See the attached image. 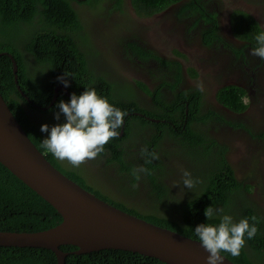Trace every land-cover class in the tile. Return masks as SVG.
Returning a JSON list of instances; mask_svg holds the SVG:
<instances>
[{
	"label": "trees",
	"instance_id": "16d2710c",
	"mask_svg": "<svg viewBox=\"0 0 264 264\" xmlns=\"http://www.w3.org/2000/svg\"><path fill=\"white\" fill-rule=\"evenodd\" d=\"M72 1L0 0V53L8 52L14 55L18 62L19 69L17 74L20 85V89H18L11 58L8 54H2L0 56L1 93L13 114L27 131L28 136L41 151L45 149L42 146L43 139L40 131L42 118L31 119L29 115L35 111H30L28 108L38 112H45L44 115L58 111L55 106L45 111L43 110L49 105L54 96L55 85L57 86L61 82L58 77L64 73L69 75L70 86L68 88L71 90V95L73 93L82 94L86 88H95L100 96L105 97L110 104L126 112V115L127 111L131 110L144 111L134 100L124 101L113 94L114 84L107 81L103 76L98 75L96 77L88 68L86 56L79 49L78 43L72 36L74 32L82 28L81 19L75 7H73ZM81 1L91 4L97 0ZM117 1L120 5L121 0ZM174 1L177 0H133L135 9L144 15H151L160 11ZM202 8H204L202 0H192L184 6L183 10H192L191 14L201 10L203 15L206 11ZM214 16L215 13H212L210 21L212 26L205 31V39L208 43L221 39L217 32L216 16ZM232 18H234L232 26L236 35L251 42L252 46H257L255 37L259 33L264 32L258 21L251 14L242 10L234 11ZM134 47L143 54L142 57L144 59L152 56L158 58L164 64H172V62L162 60L157 55L146 51L138 45ZM27 51L35 57L33 64L29 62L32 56L25 55ZM39 68H45L42 72H46V76L45 74L41 76L39 73L33 79V71ZM89 79H95L96 81L90 83L88 82ZM161 79H163L162 86L167 85L172 89L178 86L177 83L169 84L168 81L164 80L163 76ZM139 84L147 93L154 95L157 107L163 110L161 113H155L154 111L147 113L166 119V122L162 120L150 122L133 116L141 119L142 123L149 124L156 129L157 134L154 136L152 144L150 143L148 147L149 153L153 151L157 153L156 146L167 135L171 138H179L178 147H183V152L187 154L191 153L199 143L208 141L190 127V122L193 120L203 119V116H198L201 100V96L198 95H200V92L188 93L182 91L176 99L179 104H174L175 100L173 102L167 101L160 96L161 91L159 89L162 87L159 86L157 91L153 92L146 83L139 81ZM244 97V88L235 85L222 87L218 91L219 100L238 112L243 111L247 106ZM61 98L70 100L71 96L62 94L59 101ZM187 102L189 103V118L186 128H183L181 122L186 118ZM177 112L179 113L177 114ZM213 114L216 115L213 111L205 114V120L211 118ZM128 119L131 120L133 118L128 117ZM172 123L175 124L173 126L178 127V130L171 126ZM128 135L110 140L105 146V151L100 154H105L109 151V162H117L123 171L128 170L131 172L133 175L129 182L136 185L137 179L142 175L144 177L145 174L141 175V172L137 171L133 163H129V165L123 160L121 143ZM213 142L216 141L214 140ZM206 153H210L208 148ZM218 156L221 159L212 161L211 168L206 173L207 180L204 187L198 193L185 197H173V187L156 178L158 174L156 171L164 169L160 157L159 159H152L151 156H146V176L149 178L148 182L151 187L146 196L157 203L151 206V203H147L143 198L142 202L149 208L144 209L142 212L137 207H126L122 201L113 199L110 195H105L99 189L86 183L82 171L74 168L67 161L59 163L51 153L47 155V158L56 167L64 169L66 175L70 178L100 195L102 199L106 201L111 199L117 203L112 204L132 214L192 238L198 239L194 231L197 225L201 223L219 224V215L208 221L205 209L209 206L217 210L223 209L220 215H231L235 222L248 218L249 223L255 224L258 228L256 236L248 239L247 235H245L246 245L241 249L239 256L233 257L229 253H222L237 264H264V220L247 202V198L242 201L241 210H237L234 204L231 211V203L234 202L232 195L235 191H242L243 182L236 178L233 168L224 158L223 150ZM60 164L64 166L62 167ZM107 185L111 186V182L107 183ZM246 188L248 189V186ZM123 190H131L135 193L136 186L127 187L125 185ZM165 203L170 205L169 209H165L168 207ZM253 217L255 218L254 220ZM62 220V215L52 204L0 162V230L40 231L54 227ZM61 248L69 252L65 264H169L155 257L123 249L110 248L77 254L74 252L78 249L77 246L65 245L61 246ZM0 264H58V261L55 252L49 248L0 246Z\"/></svg>",
	"mask_w": 264,
	"mask_h": 264
},
{
	"label": "flooded vegetation",
	"instance_id": "af4514ba",
	"mask_svg": "<svg viewBox=\"0 0 264 264\" xmlns=\"http://www.w3.org/2000/svg\"><path fill=\"white\" fill-rule=\"evenodd\" d=\"M190 1L192 0H177L160 11L151 15H144L135 9L133 0H121L120 5L117 0H97L91 4L81 0H73L72 5L81 19L82 28L74 32L72 36L78 43L79 49L85 54L87 66L91 72L96 77L98 75L103 76L107 81L113 83L114 90L112 93L117 97L124 101L134 100L140 108L144 109V111H127L124 124L118 130L120 131L119 137L129 134L121 143L123 160L127 164L133 163L137 171L140 167L145 168L147 159L145 155L141 154V149L145 147L148 149L157 134L153 126L144 124L141 119L133 116L150 122L161 120L166 122L164 118L147 113L149 111L161 113L163 110L157 107L154 95L147 93L139 81L146 83L153 92L157 91L159 86L162 87L159 89L161 91L160 96L167 101L173 102L175 100L174 104H179L176 99L182 91L200 92L198 95L201 96L198 116H203V119L193 120L190 122V127L208 141L199 143L187 155L186 152H183V147H178L179 138H171L168 135L163 137L156 146V151L164 169L156 171L158 173L156 178L173 187V197L190 196L198 193L205 185L206 173L211 168L212 161L220 160L218 154L223 150L224 158L233 168L236 178L243 182L242 191H235L232 195L234 202L231 203V211L234 204L237 210H241L242 201L247 198V202L264 220L262 196L258 197L256 191L255 194L249 193L246 188L249 179L254 178L255 180L253 171L246 165L235 163L230 159V145L233 144L235 138H238V132H240L239 135L242 136L244 142L250 137L252 140L254 138L264 139V60L251 55V49L254 46L248 40L237 36L232 26L233 12L242 10L251 14L264 30V0H202L204 3L202 9L206 11L203 15L201 10L195 11L193 14H191L192 10H183ZM232 3L236 7L230 10ZM212 13H215L216 24L218 25L217 32L221 39L208 43L205 39V31L212 26L210 22ZM142 17H158L157 24H170L171 30L166 34L167 38L176 45L174 52L170 51L168 54L158 47L156 40L150 34L148 24L145 20L143 21ZM135 45L152 52L162 60L172 62V64H164L152 56L144 59L143 54L134 47ZM25 55L32 56L28 59L33 64L34 55L28 51ZM206 68L208 71L210 69L212 73L211 80L215 85L213 92L205 89ZM43 70L45 68L33 71L32 78L35 79L39 73L44 76L46 72H42ZM162 76L169 84L177 83L178 86L174 89L167 85L162 86ZM92 81L96 80H88L90 83ZM198 83L203 84L205 89L203 92L197 90L196 85ZM229 85L244 88L247 106L243 111L232 110L219 100L218 91ZM60 86H63L65 90ZM57 87L60 89L54 100ZM62 94L71 96V90L60 82L54 88V96L51 100V102L54 100V104L51 107L48 105L47 109L56 107ZM256 99L262 100V106L259 108L254 104ZM60 100L70 101L67 98ZM186 106V118L181 120L183 128H186L189 118L188 102ZM211 111L215 112L216 115L213 114L211 118L205 120V114ZM44 113H38L39 117L42 118L40 129L45 123L51 127L64 122V120L61 122L55 119L56 112L49 115H44ZM128 117L133 119L130 120ZM173 125H175L174 123L171 126L178 130V127ZM41 133L45 138L48 136V133ZM207 148L210 153H206ZM256 148L264 150V142ZM48 153L50 152L47 150ZM109 156V151L105 154H99L96 159L88 160L78 168L82 171L86 183L99 189L101 193L110 194L113 199L122 201L126 207H137L141 212L149 208L142 202L143 198L149 201L151 206L156 204L157 202H153L152 198L147 197L141 186H138L142 176L139 177L140 179L138 178L139 180L137 179L136 185L130 184L129 181L133 174L128 170L123 171L119 163L109 162ZM192 158L198 161L192 162ZM58 162L64 161L58 160ZM183 169L190 171L193 179L199 181L192 190L183 186ZM139 172L141 175H147L146 171ZM109 182H111V186L107 185ZM125 185L127 187L136 186V192L124 191ZM166 204L168 207L165 209H169L170 205Z\"/></svg>",
	"mask_w": 264,
	"mask_h": 264
},
{
	"label": "water",
	"instance_id": "95a60500",
	"mask_svg": "<svg viewBox=\"0 0 264 264\" xmlns=\"http://www.w3.org/2000/svg\"><path fill=\"white\" fill-rule=\"evenodd\" d=\"M2 54L11 58L15 82L20 89L17 60L11 53ZM60 88L55 89L54 100ZM0 162L52 204L63 218L56 226L40 231L0 230V246L49 248L55 252L58 264L66 263L69 252L61 248L65 245L77 246L74 251L77 254L112 248L138 252L169 264H207L208 253L198 239L102 199L56 167L11 111L1 93V84ZM221 255L225 257L222 264H237Z\"/></svg>",
	"mask_w": 264,
	"mask_h": 264
},
{
	"label": "clouds",
	"instance_id": "9594fccd",
	"mask_svg": "<svg viewBox=\"0 0 264 264\" xmlns=\"http://www.w3.org/2000/svg\"><path fill=\"white\" fill-rule=\"evenodd\" d=\"M255 41L257 46L251 49V55L264 60V32L259 33ZM68 77L69 75L64 73L58 77V80L65 87H69ZM196 87L201 92L205 90L202 83H198ZM245 103L247 104L246 101ZM56 107L58 111L55 113V119L59 121L63 115L64 122L51 127L47 123L41 126L40 131L48 133V136L45 138L41 133L42 146L45 149L43 151L38 149L46 157L49 154H47L48 150L56 159L67 161L74 168H79L88 160L96 159L104 152L109 141L120 136L118 130L122 128L126 116V112L110 104L105 97L97 93L95 88H86L79 95L73 93L70 101L60 100ZM141 154L159 159L158 153L155 151L149 153L146 147L141 149ZM139 171L146 169L140 167ZM182 178L183 186L189 190L199 182L193 179L190 171L186 169L182 170ZM222 212L223 209L207 207L205 215L208 221L219 215V224L201 223L194 229L198 241L208 253L207 264H222L225 258L221 255L222 252L229 253L233 257L239 256L241 249L246 245L245 235L248 239H252L258 232V228L255 224H250L248 218L235 222L231 215H220Z\"/></svg>",
	"mask_w": 264,
	"mask_h": 264
},
{
	"label": "rangeland",
	"instance_id": "374dc122",
	"mask_svg": "<svg viewBox=\"0 0 264 264\" xmlns=\"http://www.w3.org/2000/svg\"><path fill=\"white\" fill-rule=\"evenodd\" d=\"M235 7L236 6L234 5V3L230 4V10L234 9ZM144 20L148 24V27L150 29V34H151L152 38H154L156 40L158 47L163 49L168 54L170 53V51L174 52L176 45L174 42H171L167 38L168 37L167 34L171 30L170 24L169 23L157 24L158 17H150V18L146 17V18H143V21ZM226 29H227V27H226ZM189 62H190V60H189ZM210 71H211L210 69H209V71L207 68L205 69V89L208 90L209 92H213L215 85H214L213 81L211 80V74L212 73ZM43 78H45V77H43ZM245 101H246V99H245ZM254 104H256L257 108H259L260 106H262V100L256 99ZM34 113H37V112H34ZM35 116L39 117L38 113ZM63 120H64V117H63V115H61V119L59 121L63 122ZM239 133L240 132L237 133L238 138H235V141H233V144L230 145V147H231L230 159H231V161H234L235 163L237 162L238 164L246 165L247 168H250L253 171V175L255 176V180H254V178L248 180V182H247L248 192L254 193L256 191L258 197L262 196V203L264 204V150H259L257 148L255 149L256 146H260L264 142V139L254 138L252 140L250 137L249 139L247 138L246 142H244L242 139V136H240ZM252 137H254V136H252ZM193 161L195 162L198 160L193 159L192 162ZM60 165H62V164H60ZM63 166L64 165H62V167ZM60 170L61 171L63 170L62 172L66 174L64 169H60ZM239 172H241V171H239ZM140 182L141 183H138L139 184L138 186H141V189L144 193H147L148 191L151 190V187L147 181L146 176H144V178H143V175H142ZM108 195H110V194H108ZM183 197H185V196H183ZM107 201L117 204L115 201H113L111 199H108ZM145 201L147 203L149 202L146 199H145Z\"/></svg>",
	"mask_w": 264,
	"mask_h": 264
},
{
	"label": "bare ground",
	"instance_id": "6f19581e",
	"mask_svg": "<svg viewBox=\"0 0 264 264\" xmlns=\"http://www.w3.org/2000/svg\"><path fill=\"white\" fill-rule=\"evenodd\" d=\"M30 111H33L34 109L28 108ZM37 115V113H32V115L30 114V118H33V116ZM36 123V122H35Z\"/></svg>",
	"mask_w": 264,
	"mask_h": 264
}]
</instances>
